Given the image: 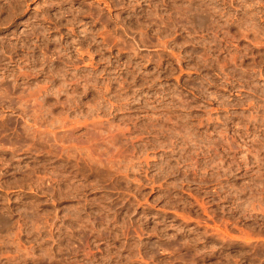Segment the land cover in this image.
<instances>
[{"label": "rangeland", "instance_id": "1", "mask_svg": "<svg viewBox=\"0 0 264 264\" xmlns=\"http://www.w3.org/2000/svg\"><path fill=\"white\" fill-rule=\"evenodd\" d=\"M0 264H264V0H0Z\"/></svg>", "mask_w": 264, "mask_h": 264}]
</instances>
